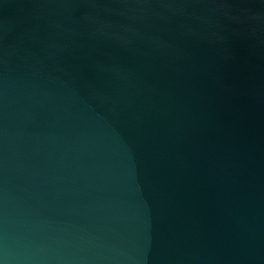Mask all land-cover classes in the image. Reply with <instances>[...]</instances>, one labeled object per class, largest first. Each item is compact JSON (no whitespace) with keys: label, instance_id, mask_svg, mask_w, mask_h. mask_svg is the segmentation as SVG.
<instances>
[{"label":"water","instance_id":"95a60500","mask_svg":"<svg viewBox=\"0 0 264 264\" xmlns=\"http://www.w3.org/2000/svg\"><path fill=\"white\" fill-rule=\"evenodd\" d=\"M0 264H264V0H0Z\"/></svg>","mask_w":264,"mask_h":264}]
</instances>
